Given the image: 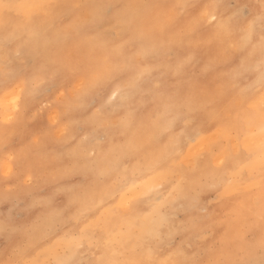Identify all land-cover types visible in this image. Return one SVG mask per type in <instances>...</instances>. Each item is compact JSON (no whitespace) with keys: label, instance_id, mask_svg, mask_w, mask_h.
<instances>
[{"label":"clouds","instance_id":"9594fccd","mask_svg":"<svg viewBox=\"0 0 264 264\" xmlns=\"http://www.w3.org/2000/svg\"><path fill=\"white\" fill-rule=\"evenodd\" d=\"M0 264H264V0H0Z\"/></svg>","mask_w":264,"mask_h":264}]
</instances>
